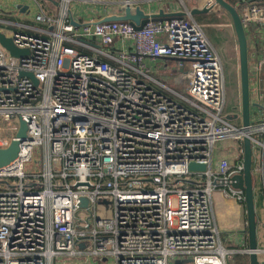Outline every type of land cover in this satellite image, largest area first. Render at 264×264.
<instances>
[{
	"label": "built area",
	"instance_id": "obj_1",
	"mask_svg": "<svg viewBox=\"0 0 264 264\" xmlns=\"http://www.w3.org/2000/svg\"><path fill=\"white\" fill-rule=\"evenodd\" d=\"M55 1L52 10L37 2L39 24L0 18V32L28 50L15 56L0 42V149L20 141L0 167V264H228L238 250L221 239L214 198L222 190L245 202L235 186L245 136L264 202V0H238L256 104L248 126L242 99L241 124L230 120L223 61L189 9L136 28L81 20L73 0ZM206 6L220 7L196 0ZM163 58L180 59V71L157 76ZM225 140L239 141L237 152L215 159Z\"/></svg>",
	"mask_w": 264,
	"mask_h": 264
},
{
	"label": "water",
	"instance_id": "obj_2",
	"mask_svg": "<svg viewBox=\"0 0 264 264\" xmlns=\"http://www.w3.org/2000/svg\"><path fill=\"white\" fill-rule=\"evenodd\" d=\"M216 2L224 8L231 16L233 25L236 31V35L239 43V64H240V74H241V99H242V118L243 125L248 126L251 122V107L256 105L251 103L250 97V61H249V46L247 35L241 21V17L237 7L230 4L227 0H216ZM137 4L133 9V3L128 2L124 5V8L119 10L118 14H112L104 17L99 21H127L133 24L136 28H141L150 19L152 20H166L176 17H182L188 14V12H174L165 13L163 11L159 13H147L141 7L140 2H135ZM212 10V7L203 8H193L189 10V14L192 16H198L201 14H207ZM0 42L5 46L12 55L22 56L28 53L27 49L18 48L14 43L12 38L7 37L5 33L0 32ZM172 60H178V58H171ZM29 77L35 80L33 74L28 73ZM21 141L27 138V124L21 121V127L18 133ZM244 144V174L238 179V183L235 185L239 188L245 190V205L247 210L248 218V239H249V255L250 264H264L259 258V243H258V222H257V212L256 203L254 195V183H253V156H252V146L251 139L249 136H245L243 140ZM20 141L15 140L7 148L0 149V167L8 164L12 161L19 152ZM206 165L192 162L189 165L190 170H204ZM83 205H87V200H82Z\"/></svg>",
	"mask_w": 264,
	"mask_h": 264
},
{
	"label": "rangeland",
	"instance_id": "obj_3",
	"mask_svg": "<svg viewBox=\"0 0 264 264\" xmlns=\"http://www.w3.org/2000/svg\"><path fill=\"white\" fill-rule=\"evenodd\" d=\"M21 0H0V10L3 9L1 6L7 4L9 10L6 12L15 14L13 15H4V12L1 16L7 18H13L15 20H21L18 14L13 12L12 7L14 3H21ZM12 2V3H11ZM31 3L32 8H38V3L44 6L45 9L52 10L53 7L56 8L57 1L55 0H25V5H29ZM71 5L73 6V2L71 1ZM189 5L194 7L196 5V0H187ZM83 3V2H82ZM85 3V2H84ZM88 5L97 6L100 3L94 2H86ZM2 4V5H1ZM23 5H19V10ZM26 7V6H25ZM28 10V8L26 9ZM215 12V13H214ZM217 12V13H216ZM23 16V15H22ZM200 16V15H198ZM32 19V18H31ZM200 22L204 25L205 31L207 35L210 37L211 41L220 48L222 52L223 58V66L225 71V89L227 95V112L230 113V120L234 124H241L240 118H235L236 112L234 110L235 107H238L241 104V74H240V64H239V43L236 35V31L233 25L232 18L230 14L221 6L216 10L211 11V15L209 13L206 16L199 17ZM34 22V21H30ZM181 62L178 60H165L163 61L158 69L157 76H162L163 73H169L168 71H164V68H169L174 74L175 72L180 71ZM172 82V79L169 80V83ZM256 108V107H255ZM232 112V113H231ZM240 146V142L236 140H225L217 143L215 148V159H218L222 156L226 155H234L236 151V147ZM254 155H258L260 152V147L255 146ZM253 180H254V195L256 202V212H257V222H258V231L262 229L263 219H264V202L262 200V179L261 176L253 172ZM262 184V185H261ZM264 191V188H263ZM173 206L176 207V199L173 200ZM84 216V215H82ZM66 262L65 264H114L113 260L108 257V259L102 260L101 258L96 259L93 256L88 257H71L69 259L62 258L59 260ZM58 262L57 264H61ZM181 264V263H180ZM228 264H234V259H228Z\"/></svg>",
	"mask_w": 264,
	"mask_h": 264
},
{
	"label": "crops",
	"instance_id": "obj_4",
	"mask_svg": "<svg viewBox=\"0 0 264 264\" xmlns=\"http://www.w3.org/2000/svg\"><path fill=\"white\" fill-rule=\"evenodd\" d=\"M73 6L70 5V9L74 16L81 20H91V19H99L103 18L107 15L118 14L119 10L124 8L127 0H73ZM21 3H14L12 7L13 12L18 14L21 20H15L13 18L2 17L1 15L6 12L8 9L7 4L2 5L3 9L0 10V18L5 20H12L16 22H29L39 24L34 19V14L38 11L36 8L31 7V3L29 5H25V0H21ZM83 2V3H82ZM85 2V3H84ZM86 2H96L100 3L97 6L88 5ZM133 3V9L137 4L135 2H140L141 7L147 13H159L161 11L165 13H174V12H186L187 9L191 10L196 7V5L191 7L189 2L185 0V5L180 2V0H130ZM12 3V2H11ZM19 5H23L19 10ZM26 6V7H25ZM28 8V10H26ZM49 10V9H47ZM49 13H52L49 12ZM211 15V11L209 12ZM4 15H13L15 14L6 12ZM23 15V16H22ZM195 17V16H194ZM32 18V19H31ZM196 18V17H195ZM197 19V18H196ZM34 21V22H30ZM200 22V21H199ZM213 43V42H212ZM214 44V43H213ZM215 45V44H214ZM219 55L222 58V52L220 48L215 45ZM251 52V51H250ZM250 58V57H249ZM165 60H172L169 58L160 59L157 63V66ZM256 108L251 109V113H254ZM263 200V199H262ZM256 203V202H255ZM214 212H215V221L219 228L221 239L226 247L230 249L238 250L231 258L234 259L236 254H247L246 250L249 249V239H248V218H247V210L245 202H239L227 195L222 190H219L215 194L214 198ZM263 226L258 231V243L259 248L264 249V219L262 221ZM104 260V259H103ZM260 260H264L262 256H260Z\"/></svg>",
	"mask_w": 264,
	"mask_h": 264
},
{
	"label": "trees",
	"instance_id": "obj_5",
	"mask_svg": "<svg viewBox=\"0 0 264 264\" xmlns=\"http://www.w3.org/2000/svg\"><path fill=\"white\" fill-rule=\"evenodd\" d=\"M227 1L230 4L236 6L237 7V10L240 11V6L238 5V0H227ZM200 16H206V14H201ZM200 16H195L198 21H200L199 20V17ZM262 199H263V195H262ZM234 264H250V255L249 254H236L234 256Z\"/></svg>",
	"mask_w": 264,
	"mask_h": 264
}]
</instances>
